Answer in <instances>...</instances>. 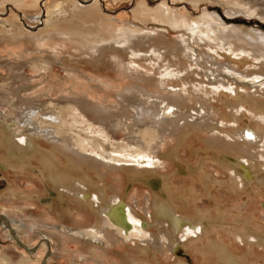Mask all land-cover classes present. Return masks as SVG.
<instances>
[{
    "label": "bare ground",
    "instance_id": "1",
    "mask_svg": "<svg viewBox=\"0 0 264 264\" xmlns=\"http://www.w3.org/2000/svg\"><path fill=\"white\" fill-rule=\"evenodd\" d=\"M13 1L20 3L22 0ZM222 1L227 9L235 14L242 12L247 16L258 15L264 18V0ZM92 3L87 6V10L98 7L97 0H93ZM132 11L134 18L138 20L148 14L156 16L163 27L136 29L128 22L120 27H110L109 22H100L95 26L92 24L93 30H88L84 26L85 21L82 20L84 25L60 32L55 28L49 29L53 10L47 9L44 25L37 31H30L28 35L39 42V52L46 50L44 44L51 37L56 36L60 40L70 38L71 42L89 53L86 56L90 63L103 64L112 60L120 67H126V71L131 72L136 81L124 86L122 91L117 90L118 103L112 105L96 101L87 94H79L62 95L60 100L55 101L35 100L33 106L28 103L31 99L28 101L25 99L30 107L21 108L20 114L15 119L3 118L0 111V142L5 149L4 155L11 160L16 159L14 161L31 156L33 151L37 150L39 143L36 141L37 138H44L54 144L53 148L58 151L47 153L42 149L47 155L50 154L47 160L49 171L46 178L52 187V196L57 199L54 202L66 200L68 202L66 214L69 216L79 211L87 218L95 219L90 228L74 229L64 226L62 232L67 237H73L71 240L76 243H80L79 241H83L86 237L89 238V235L92 236V241L96 238L98 241L101 239L102 245L106 246L99 248L97 254L101 258L109 254V246L123 242L133 247L130 253L132 256L127 255L125 258L133 264H138L137 257L141 255H152L153 258L159 252L173 255L178 247L194 239H202L206 241L205 251L208 258L215 255L216 260L217 255L218 264H264V258L256 255L254 249L257 246L264 250V230L261 229L263 227L250 225L245 221L244 225L241 223V228L238 224L235 231L229 229V232H233L235 240L244 244L246 249L234 252L219 239L218 242L214 237L208 239L210 238L208 235L211 234L210 226L212 231L213 229L215 231L214 227L217 229L216 213H195L189 208L179 209L173 201L171 203L155 191L153 196L146 195L142 199L128 198L135 194L129 195L133 181L146 179L149 175L159 176L158 167L162 165L164 158L175 160L178 164L177 169L194 173L200 171V165L195 166L196 164L192 165L184 161L179 152L180 147L187 145L186 139L190 130L198 129H206L214 134L206 140L210 148H219L226 153L236 155L237 162L228 160L223 163L222 168H226L229 172V180L222 182L216 176H212L214 186H225L240 193L248 188L251 178L258 174L259 181H257L264 184V172H262L264 156L260 157L256 151H253L257 145L264 150V32L259 29H264V25L259 23V28L239 26L238 23L243 19H224L219 13L208 9H204L201 16L192 19L189 13L183 14L178 9H172L165 2L153 9L144 3H138ZM0 21V24H6V21ZM169 29L174 30L175 35H171ZM3 34L11 37L22 35L21 31L0 30V37ZM48 51L46 56H37L30 60H36L38 63L34 65L36 70L39 71L42 67L49 68L54 61L59 64L64 60L63 56H58L57 49ZM75 68L74 66L73 69L66 70L71 71L72 74L76 70L83 76L81 70ZM141 81L144 84L154 81L159 84L160 91L149 90ZM32 85L27 84L26 87L32 88ZM24 89L28 90L23 86L16 88L18 99L23 98L18 94ZM141 95L145 96V102L141 100ZM214 99L225 101L228 112L210 104ZM161 101L166 103L162 109L163 105L158 106ZM87 115L94 116L96 120L98 117L114 118L112 125L115 131L127 130L133 137H138V134L143 132L153 140L145 146H136L134 151L124 149L109 153V151L93 150L92 138L85 133L98 129L94 133L103 136L106 132L102 126H95ZM122 116L128 119L131 117V123L122 126ZM244 117L249 118L256 126L243 127L240 122ZM237 124L243 128L239 129ZM139 126L140 128L142 126V130ZM222 128H225L226 133L220 136L218 132ZM166 134H177V146L175 145L176 147L170 151L161 149ZM146 147L147 150H144ZM57 153L62 154L68 163L61 164ZM24 160L26 159L24 158L23 162ZM123 173L130 180L122 186L120 180ZM163 177L168 182L169 177ZM154 181L155 179L151 181L152 185ZM167 182L164 185H167ZM212 190L208 187L206 192L212 195ZM59 205L60 203L54 204L61 208ZM2 216L10 219L7 217L9 216L7 212ZM221 217L223 222L224 218ZM221 221L219 225L222 224ZM4 224H7L6 221L2 222V225ZM40 225L41 222L38 220L32 224L29 231H37ZM224 225L220 226L225 230L228 229ZM49 245L51 250L53 246L56 247L53 242ZM0 248L5 251L1 255L0 264H36L29 258V254L26 256L23 250L18 248L15 242L0 244ZM73 250L76 252L75 257L83 264L90 262L87 246ZM11 253L20 255V261H10Z\"/></svg>",
    "mask_w": 264,
    "mask_h": 264
},
{
    "label": "rangeland",
    "instance_id": "2",
    "mask_svg": "<svg viewBox=\"0 0 264 264\" xmlns=\"http://www.w3.org/2000/svg\"><path fill=\"white\" fill-rule=\"evenodd\" d=\"M92 1L93 0H22L18 3L13 0H0V20L6 21V24L4 23L5 27L4 24H0V30H9L11 32L21 31L23 35H20L21 37H11L7 34H3L0 37V111L2 112L3 118L15 119L16 116L20 114L21 108L30 107L28 106L29 104L33 106L35 100L55 101L60 100L62 95L77 96L79 94H87L96 101H100L106 105H112V103H118L117 92L119 90L122 91L126 86L136 81L135 78L133 79L131 72L126 71V67H120L112 60L103 64L94 65L90 63L87 61L88 56H86L89 53L84 48L71 42L70 38L60 40L57 39L56 36L51 37L50 40H47L48 42L46 41L44 44L46 50L44 49V52H39V42H36V40L28 35L30 31H37L38 28L44 25L47 9L53 10L50 15L52 20L48 26L49 29L55 28V30L60 32L84 24L88 30H93L92 27L98 25L100 22H109L108 25L110 27H120L128 22L136 29H160L163 25L156 16L148 14L145 18L138 20L134 18L132 10L138 3H144L150 9H153L164 2L172 9L180 10L183 14L189 13L192 19L201 16L204 9H208V11L219 13L224 19H243L238 23L239 26L259 28V23L264 25L263 17L258 15L247 16L242 12H237V14H235L227 9L222 0H97L98 7L96 9L87 10V6L93 4ZM225 1L230 2L231 0H224V2ZM228 5L230 4L228 3ZM88 14L91 15L87 16ZM259 15L262 14L259 13ZM82 20L85 21L84 24ZM259 29L264 32L263 28ZM169 32L172 33H170L171 35H175L174 30L169 29ZM49 49H57L58 56H63L64 60L59 64L54 61L49 68L42 67L41 70H36L34 65H38V63L36 60H30L37 56H46L49 53ZM76 51L78 52L76 53ZM97 65L98 68H96ZM74 66L81 70L83 76L82 74L79 75V72L76 70L73 74L71 71L66 70L68 68L73 69ZM87 75L89 76L88 78ZM107 75L108 77H106ZM141 83L143 82L141 81ZM27 84H33V87H26ZM144 85L149 90L160 91L159 84L154 81ZM19 86L28 89L19 92L18 95L23 97L21 99L19 98L20 100L15 92L16 88ZM16 99H18V101ZM25 99L27 101L31 99V101H28V103H30L27 104V101H24ZM145 99V96L141 95V100L145 102ZM194 102L197 101L194 100ZM160 103L157 104L159 107L163 105L161 109L166 106L164 101ZM210 104L215 105V107L217 106L216 108H220L221 111L228 112L226 102L221 99H214ZM93 117L94 116L87 115V118H89L95 126H102L106 132L103 136L94 133V131L98 129H93L90 133H85L89 138H92L93 150L109 151V153L115 150L123 151L124 149H132L134 151L137 148L136 146H145L153 140L152 137L143 132H140L138 137H133L129 135L131 132L127 130L115 131L112 125L114 118L105 119L104 117H98L96 120ZM121 118L122 126L132 121V119H130L131 117L128 119L126 116H122ZM218 118V115H216V119ZM252 123L253 122H250L247 117H244L240 122L241 125L243 124V127L247 125L256 126L255 123ZM241 125L237 124V127L242 129L243 127H241ZM145 127L146 126H144V129ZM139 129L142 130V126L141 128L139 126ZM218 133L220 136L225 134V128L220 129ZM176 135L177 134L165 135V141L161 145L163 151H170L177 146ZM187 136V145L180 147L179 152L184 161L192 165L196 164L195 166L200 165V171L197 170L198 172L196 171L197 173H194L184 169H177L178 164L175 160H172V162L171 159L164 158L162 165L158 167L160 172L159 176L149 175L150 177L147 176L146 179L133 181V183H131L129 195L135 194L128 198H130V200L136 197L142 199L146 195L153 196V191H155L160 193L162 197L171 201V203L173 201V204L177 205L179 209L189 208L195 213H216V223H218L216 224L217 229L214 227L215 231L214 229L212 231L210 226L211 234L208 235V237H210L208 239H213L214 237L216 238V242H218L219 239L224 244L228 245L234 252L246 250L244 244H240V242L235 240L236 238L233 232H229V229L235 231L239 225V228H241L242 224L244 225L245 221H248L250 225H258L260 228L263 227L261 229L264 230V184L258 182L259 174L254 175V177L251 178V184L247 186L248 188L240 193L225 186H214L211 180L212 176H216L218 179L222 180V182L229 180V172L226 168H222L223 163H226L228 160L237 162L236 155L234 156V154L226 153L219 148H210L206 140L213 137L214 134L206 129L190 130ZM36 141L37 143L39 142L37 150H34L31 156L23 157V159H26L24 160L25 162H23L22 157L18 158L17 161H14L16 159H12V161L10 158H7L3 152L5 151L3 144L0 142V244L7 245L8 243L15 242L18 248L23 250L26 256L29 254V258L33 259L36 264H83L82 261L75 257L74 254H76V252H73V249H79L80 246H87V248H89L87 254L90 262L87 264H133L125 258L127 255L132 256L130 254L133 249L131 244L122 242L118 245L109 246V254L101 258L97 254L99 248L104 246L102 242H100L101 239L98 241V238H96L92 241V236L89 235V238L86 237L83 241H79L80 243H76L74 240H71L73 237H67L62 232V227L64 226L74 229L90 228L94 224L95 219L87 218L79 211L73 213V216L67 215L68 202L64 199L58 202L61 208L54 206V204L56 205L58 203L54 202L57 199L55 196H52L53 190L46 178L47 172L49 171L47 160L48 155H50H47V153L58 150L53 148L54 144L49 140L37 138ZM51 148H53V150H51ZM42 149L47 153L43 152ZM89 149L88 151H90ZM144 150H147V147ZM253 151H256L260 157L264 156V150L260 145H257L256 149ZM260 152L263 153V155ZM57 154L60 157L58 161L61 164L65 165L68 163L67 159L62 154ZM5 158L8 160H5ZM262 159L264 160V157ZM257 166H259V164H257ZM163 176L169 177L167 178L168 182ZM121 178L120 184L122 186L127 184L130 180L125 173L121 174ZM153 179H155L154 185H152L151 182ZM165 181L168 183V186L164 185V183H166ZM206 187L213 189L212 195L206 192ZM11 189H13L14 192L11 191ZM5 212L9 214L7 217H10L9 220L13 224L2 216ZM220 216L224 218V223L221 221ZM38 220L41 222L43 228L40 225L37 231L34 230L30 232L29 228ZM4 221H6V225H2ZM219 221L222 223L220 225L226 223L224 226H227L228 229H223L224 227L219 225ZM55 227L57 229H55ZM52 242L56 247L53 246L54 248L52 247L51 250L49 244ZM205 245L206 241L194 239L192 242L190 241L178 247L175 250L176 253L174 252L173 255L168 252H159L154 258L152 255H141L137 257V260H139L138 264H218L217 255V261L214 259L215 255L209 254L212 255L213 258L212 256L208 258ZM1 249L2 248H0V259L3 252H5ZM254 249L255 253H257L256 255L264 258V250L261 247L256 246ZM9 257V260L14 262L20 261L21 258L20 255L15 253H11ZM70 257L72 259H70Z\"/></svg>",
    "mask_w": 264,
    "mask_h": 264
},
{
    "label": "crops",
    "instance_id": "3",
    "mask_svg": "<svg viewBox=\"0 0 264 264\" xmlns=\"http://www.w3.org/2000/svg\"><path fill=\"white\" fill-rule=\"evenodd\" d=\"M43 264V263H42Z\"/></svg>",
    "mask_w": 264,
    "mask_h": 264
}]
</instances>
